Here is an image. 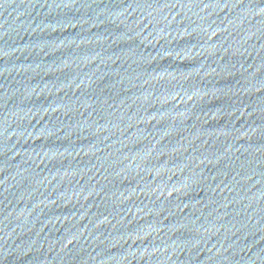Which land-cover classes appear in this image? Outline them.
<instances>
[{
    "label": "water",
    "instance_id": "water-1",
    "mask_svg": "<svg viewBox=\"0 0 264 264\" xmlns=\"http://www.w3.org/2000/svg\"><path fill=\"white\" fill-rule=\"evenodd\" d=\"M0 264H264V0H0Z\"/></svg>",
    "mask_w": 264,
    "mask_h": 264
}]
</instances>
